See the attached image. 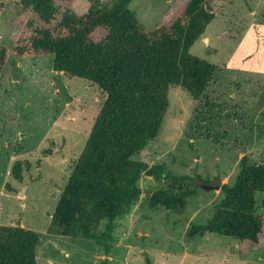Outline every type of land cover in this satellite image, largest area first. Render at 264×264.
I'll return each mask as SVG.
<instances>
[{"label": "rangeland", "instance_id": "1", "mask_svg": "<svg viewBox=\"0 0 264 264\" xmlns=\"http://www.w3.org/2000/svg\"><path fill=\"white\" fill-rule=\"evenodd\" d=\"M23 0H0V45L8 50L25 19ZM74 0L81 15L92 2ZM186 0H131L127 9L147 30L167 22ZM215 18L193 44V58L215 67L205 100L194 102L169 87L168 109L155 141L135 156L163 168L160 180L142 175L139 201L116 220V244L104 246L49 232L60 193L82 153L103 103L100 90L52 69L51 57L9 56L0 79V225L38 237L36 264H264L259 245L216 234L190 236L213 217L223 195L187 186L194 195L183 210L150 209L152 192L195 174L203 182L232 186L239 161L264 164V0H212ZM21 162V181L11 174ZM165 176V177H164ZM195 187V186H194ZM264 217V193H256Z\"/></svg>", "mask_w": 264, "mask_h": 264}, {"label": "trees", "instance_id": "2", "mask_svg": "<svg viewBox=\"0 0 264 264\" xmlns=\"http://www.w3.org/2000/svg\"><path fill=\"white\" fill-rule=\"evenodd\" d=\"M74 0H23L25 16L8 50L0 45V79L9 56L51 57L52 69L95 85L103 103L60 193L49 232L104 246L116 244V220L141 196L142 175L160 180L163 168L149 167L135 156L153 143L168 109L169 87L178 86L194 102L205 100L215 67L193 58L189 50L215 18L212 0H186L167 21L147 30L127 9L131 0L92 2L81 15ZM21 162L12 177L21 181ZM165 177V176H164ZM152 192L148 207L180 211L193 190L179 194L181 182ZM222 200L203 227L189 235L216 234L239 243L264 242V217L256 212V193H264V164L239 161L232 186L220 187ZM37 235L19 226L0 225V264H36Z\"/></svg>", "mask_w": 264, "mask_h": 264}, {"label": "water", "instance_id": "3", "mask_svg": "<svg viewBox=\"0 0 264 264\" xmlns=\"http://www.w3.org/2000/svg\"><path fill=\"white\" fill-rule=\"evenodd\" d=\"M191 184L203 191L210 192L214 190H220L221 183L219 177L216 178L215 182L207 183L199 179L198 175L195 174L194 179L191 181Z\"/></svg>", "mask_w": 264, "mask_h": 264}]
</instances>
